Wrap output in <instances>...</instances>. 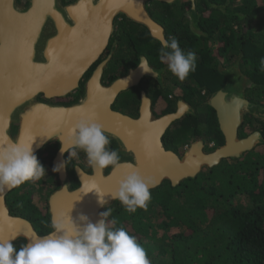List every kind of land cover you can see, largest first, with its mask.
I'll return each instance as SVG.
<instances>
[{
  "label": "water",
  "instance_id": "obj_1",
  "mask_svg": "<svg viewBox=\"0 0 264 264\" xmlns=\"http://www.w3.org/2000/svg\"><path fill=\"white\" fill-rule=\"evenodd\" d=\"M16 1L0 0V143L34 140V154L50 142H58L61 149L60 141L67 142L69 130L76 122L91 117L118 144L121 153L134 160L118 163L107 174L93 168L88 175L77 169L80 186L75 190L69 189L64 167L57 171L60 187L49 199L51 220L68 214L75 219L84 213L95 223L101 212L118 201L112 200L111 193L133 171L154 180L155 186L150 190L164 181L177 187L223 160L242 157L263 142L259 133L238 138L245 114L264 122V105L245 98V79L237 68L229 70L227 86L208 102L217 114L225 138L223 146L209 153L203 151L199 141L181 157L164 149L162 137L185 114V106V110L157 118L151 113L149 101L144 99L136 119L112 110L116 96L146 72L104 86L101 74L106 61H103L76 103L65 106L37 101L39 95L52 100L78 89L82 76L106 49L114 19L120 14L143 25L153 39L165 41L162 28L151 19L146 5L151 1L172 4L177 0H74L66 4L64 0H27V7L17 6ZM197 20L195 12L193 27L201 35ZM12 126L17 127L15 135H11ZM64 153L57 152L55 167L64 162ZM17 187L0 191V239L15 237L13 243L19 239L27 243L39 234L28 220L12 216L5 204V196ZM100 198L104 199V206Z\"/></svg>",
  "mask_w": 264,
  "mask_h": 264
},
{
  "label": "trees",
  "instance_id": "obj_2",
  "mask_svg": "<svg viewBox=\"0 0 264 264\" xmlns=\"http://www.w3.org/2000/svg\"><path fill=\"white\" fill-rule=\"evenodd\" d=\"M197 7L202 34L195 33V106L204 100L201 91L209 95L224 82L215 70L214 55L227 62L241 57L247 97L264 104V0H197ZM214 42L220 43L217 51ZM208 111L186 120L171 138L182 144L192 138L222 145L215 113ZM245 120L251 124L249 131H260L264 140V122L249 114ZM17 192L14 198H22ZM150 193L146 209L129 213L121 207L110 215L115 227L125 228L145 249L149 264H264V141L241 158L223 160L177 187L166 182ZM15 210L13 214L35 223L39 235L52 231L47 217Z\"/></svg>",
  "mask_w": 264,
  "mask_h": 264
},
{
  "label": "flooded vegetation",
  "instance_id": "obj_3",
  "mask_svg": "<svg viewBox=\"0 0 264 264\" xmlns=\"http://www.w3.org/2000/svg\"><path fill=\"white\" fill-rule=\"evenodd\" d=\"M73 1L74 0H64L63 3L66 4ZM15 3L17 6L21 7H27L29 5L27 0H17ZM197 8V0H177L172 4H162L151 1L146 5V10L151 19L162 28L164 39L170 40L174 37L178 40L179 45L182 50H184V52L192 51L194 53L195 29L193 25L195 24V12L197 15L201 16ZM170 31H174V33H171ZM158 45L161 46V43L153 39L148 30L143 25L131 22L124 15L120 14L114 19L113 31L106 49L98 58V60L82 76L78 84V89L65 97L55 98L52 100H46L43 95H39L37 97V101L51 104H61L65 106L76 103L83 96L87 81L92 77L96 68L103 61H106V64L102 70L101 83L104 86H109L114 81L122 77H129L130 75L135 76L139 73L145 72L139 67L141 58H143L147 61V64L150 68L159 72V76L156 78L151 72L142 74L137 78V81L134 85L122 90L116 96L111 106L112 110L136 119L140 116L141 105L144 99L149 101L151 113L157 118L167 114L175 113L180 109L185 110V106V114L174 121L168 127L167 131L162 137V145L164 149L171 151L181 157L192 144L198 141L202 142L203 151L205 153L212 152L215 149L223 146L225 143V138L219 128L217 114L215 110L209 106L208 102L216 92L227 86L229 70H231V68H237L240 75L244 77L245 81L243 84L245 85V98L249 100V97H247L248 91L246 90L249 82H247L246 76L241 70V57L239 58L237 56L234 60L231 59L230 62H227L225 58L219 56L214 55V57H212L213 62L218 61L215 70L219 76L223 77L224 82L220 83L221 85H218V89L209 93V95H207L206 90L201 91V96H204V100L202 103H200V105L195 106V71L190 72L185 80H179L176 76L168 71L166 64L161 63L158 55ZM217 49L218 47H213V51H217ZM234 85L236 86V84ZM208 108L212 109L215 113L218 129L223 138L222 145L217 146L213 141L208 142L207 145L202 139L195 140L192 138H189L186 140L185 144H182L183 140H174L171 138V133L181 131L180 128L183 127L182 125L186 120H191L190 118L195 119V116L198 114H207V112H209ZM246 115L248 114L244 115V121L237 131L238 138L244 139L255 133L262 135L261 132L257 131L256 129L251 130V132L249 131L251 124L246 122ZM16 131L17 127L12 126L11 135H15ZM174 145L179 146L176 149H172L174 148ZM108 147L110 150H115L118 152L120 157L118 163L123 161L134 162L133 157L121 153L120 147L115 141L110 140ZM254 147H256V145ZM59 150L60 144L58 142H50L45 144L43 148L35 153L37 159L44 166L46 172L40 180L27 181L8 192V194L5 196V204L12 216H18L13 214V212L16 211L15 207H18L19 211L27 209L39 214L38 217L40 219L47 217L51 225L49 199L50 196L60 187L59 174L57 171H53L55 168V158ZM63 159V163H65L64 169L66 172L69 189L75 190L80 186L76 170L80 169L83 173L90 175L92 174L93 167L88 165L87 158L82 151H79L78 156L71 158L70 160L69 154L65 152ZM112 168L113 167H109L108 169H105L104 172L107 174ZM207 169L208 168L204 169V171ZM166 182L168 181H164L157 188H160ZM27 189L32 190V192L27 193ZM16 190L18 191V194L23 196L22 198H14V192ZM24 192H26L27 195H25ZM13 199L17 200L18 204L16 206L13 205ZM121 207L124 206L119 201H116L111 206H108L106 210L110 209L112 212V210L115 208L119 210ZM18 217L22 216L19 215ZM109 220H111L110 217ZM28 221L33 225V228L37 232L35 223L30 220ZM21 240L22 239L17 240L14 244Z\"/></svg>",
  "mask_w": 264,
  "mask_h": 264
},
{
  "label": "clouds",
  "instance_id": "obj_4",
  "mask_svg": "<svg viewBox=\"0 0 264 264\" xmlns=\"http://www.w3.org/2000/svg\"><path fill=\"white\" fill-rule=\"evenodd\" d=\"M158 55L168 71L181 81L196 69L195 53L184 52L174 37L161 41ZM260 66L264 70V58ZM139 67L156 78L159 76L143 58ZM33 143L34 140L25 143L19 139L0 143V191L11 190L27 181H38L44 176L46 170L34 154ZM60 143L61 153L67 152L69 160L82 151L88 165L95 169L114 168L120 160L118 152L109 149L110 140L102 126L91 117L79 119L69 130L67 142ZM63 167L65 163L57 165L53 171ZM154 186L152 178L133 171L121 180L111 198L118 200L127 212L134 213L138 208H147L150 188ZM100 203L104 206V199L100 198ZM110 215V209L101 212L95 223L84 213H79L75 219L69 214L65 218L54 217L51 232L45 236L34 235L19 247L13 243L15 237L0 239V264H149L145 249L125 228L115 227L117 221L109 220Z\"/></svg>",
  "mask_w": 264,
  "mask_h": 264
},
{
  "label": "rangeland",
  "instance_id": "obj_5",
  "mask_svg": "<svg viewBox=\"0 0 264 264\" xmlns=\"http://www.w3.org/2000/svg\"><path fill=\"white\" fill-rule=\"evenodd\" d=\"M220 45V43H216V42H214L213 44H212V46L213 47H215V48H217L218 46ZM264 141V140H263ZM259 144V143H258ZM27 193H31L32 192V190H30V189H27V191H26ZM26 192H24L25 193V195H27V193ZM173 231H175V229H170L169 230V232L171 233V232H173Z\"/></svg>",
  "mask_w": 264,
  "mask_h": 264
},
{
  "label": "snow or ice",
  "instance_id": "obj_6",
  "mask_svg": "<svg viewBox=\"0 0 264 264\" xmlns=\"http://www.w3.org/2000/svg\"><path fill=\"white\" fill-rule=\"evenodd\" d=\"M93 117H95V113H93Z\"/></svg>",
  "mask_w": 264,
  "mask_h": 264
}]
</instances>
